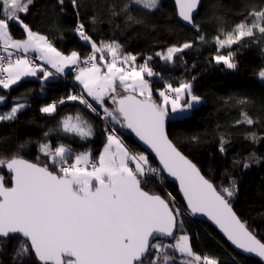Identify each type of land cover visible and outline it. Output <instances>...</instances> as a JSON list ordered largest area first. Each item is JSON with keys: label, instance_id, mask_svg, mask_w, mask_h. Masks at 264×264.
<instances>
[{"label": "snow or ice", "instance_id": "obj_1", "mask_svg": "<svg viewBox=\"0 0 264 264\" xmlns=\"http://www.w3.org/2000/svg\"><path fill=\"white\" fill-rule=\"evenodd\" d=\"M33 3L34 0H0V89L8 90L24 78L38 77V73H43L39 77L43 83L75 67L74 79L82 86L81 93L68 95L59 102L41 107L40 111L51 115L58 104L78 101L99 115L94 104L98 105L103 109V118L130 129L148 145L162 167L152 168L145 155L131 154L116 135L115 127L111 132L105 130L107 142L96 162L91 159V151L73 154L64 144L53 150L47 143L40 144L39 150L49 158L51 167L40 166L18 155L0 157V167H6L11 173L12 185L6 187L0 177V243L19 237L12 254L13 264H23L25 258L32 255L39 264H175L174 257L168 255L169 249L181 254L180 264H218L208 255L196 254L187 234L176 238L175 230L182 227V222L177 223L181 210L142 187V180L162 177L163 172L179 181L192 213L207 215L238 249L264 260V242L246 228L230 205L228 198L235 194V181H230L231 187L217 190L165 133L169 106L176 114L201 102V97L193 93L192 84L181 82L174 87L166 82L163 89L158 90L160 102L157 103L150 83L145 79V74L163 79L148 66L147 61L152 57L137 66L136 56L131 53L121 56V46L115 41L98 45L82 23H78L74 31L80 40L91 45L90 54L83 60L77 51L65 55L46 36L23 22L22 16L29 13ZM58 3L63 12L64 0H58ZM71 3L74 8L79 7L77 0H71ZM175 3L179 17L199 30L193 21L199 0H175ZM132 6L151 11L160 5L159 0H127L121 12L128 20L139 23L131 15ZM249 17L253 18L251 22ZM12 24L22 27L26 38H13ZM257 33L264 39V7L250 11L231 31L220 29L214 37L216 64L235 69L232 46L242 44L245 39H256ZM199 39L204 41L205 37ZM191 47L192 44L186 42L156 55L172 63L176 54ZM221 49H228L227 54H222ZM29 52L36 53L35 59L43 64L29 59ZM105 52L110 60H106ZM97 53H101L99 58ZM81 63L85 66L81 67ZM259 77L264 80V69L260 70ZM117 82L127 95L117 93ZM106 97L115 105L111 110L105 106ZM3 103H6V97L0 96V104ZM237 103L244 105L248 101L241 99ZM26 107L29 105L14 103L8 112L0 113V122L15 120ZM245 123L252 125L254 120L242 111L236 124ZM60 124L64 133L74 134L81 140L94 135L92 126L79 115L75 118L66 116ZM251 138H256L254 133ZM227 143L221 137L219 150L222 154ZM160 237H171L175 243L165 244ZM153 240L157 242L153 243ZM0 251H3L2 247Z\"/></svg>", "mask_w": 264, "mask_h": 264}, {"label": "trees", "instance_id": "obj_2", "mask_svg": "<svg viewBox=\"0 0 264 264\" xmlns=\"http://www.w3.org/2000/svg\"><path fill=\"white\" fill-rule=\"evenodd\" d=\"M77 2L79 7L74 8L71 0H64L61 12L58 0H34L29 13L22 16L23 22L33 31L46 36L63 54L77 51L82 60L90 54L91 45L80 40L74 31L78 23L85 26L87 34L98 45L115 41L121 46V56L128 53L135 55L137 66L152 57L147 61L148 66L163 77L145 74L153 98L160 99L157 90L162 89L166 82L173 86L190 82L193 93L201 97L202 102L183 117L166 118L167 134L217 190L231 187L230 181H235V194L228 198L230 205L247 228L264 242V80L259 77L260 70L264 69V39L257 33L256 39H245L242 44L232 46L237 64L235 69L216 64L213 59L217 54L214 37L220 29L231 31L250 11L264 7V0H202L201 8L193 19L199 30L188 28L178 20L174 0H159L158 9L151 11L132 6L131 15L139 23L128 20L127 15L121 12L127 0ZM114 12L119 14L114 15ZM252 19L249 17V22ZM10 32L15 39L26 38L18 24H12ZM200 36H204L205 40L201 41ZM186 42L192 47L176 54L172 63L156 55ZM220 51L226 55L228 49ZM104 55L109 57L106 52ZM42 76L43 73H38V77L24 78L8 90L0 89V96L6 97V103L0 104V113L8 112L17 102L29 105L18 113L15 120L0 122V157L18 155L38 165L51 167L49 158L39 150L40 144L47 143L53 150L64 144L73 154L89 150L95 160L107 140L106 124L99 116L78 101L58 104L56 112L51 115L40 111L41 107L71 95L74 89L81 91L74 73L70 69L43 83L39 78ZM105 99V106L113 109L111 99ZM241 99L248 103H237ZM242 111L248 113L254 124H236ZM77 115L92 126L94 135L91 138L81 140L74 134L63 132L61 120ZM114 125L130 152H143L131 135L122 131L119 124ZM45 133L48 135L45 136ZM253 133L255 139L251 138ZM221 137L228 141L223 154L219 150ZM147 158L151 165L158 167L151 157ZM244 164L248 167L245 168ZM0 176L9 185L10 176L3 167H0ZM142 181L144 190L162 196L170 206L174 203L181 210L177 223L182 222V227L177 229L176 238L187 234L196 254L202 257L208 255L218 264H264L238 253L210 223L189 218L177 187L163 173L162 177L154 176ZM168 194L175 198V202L168 198ZM161 241L175 243L174 239ZM18 242L19 237H15L0 243L3 249L0 251V264H13L12 254ZM167 252L174 257L175 264H180L183 259L181 254L171 249ZM23 264L39 262L32 255L25 258Z\"/></svg>", "mask_w": 264, "mask_h": 264}, {"label": "water", "instance_id": "obj_3", "mask_svg": "<svg viewBox=\"0 0 264 264\" xmlns=\"http://www.w3.org/2000/svg\"><path fill=\"white\" fill-rule=\"evenodd\" d=\"M174 2H175V0H174ZM201 4H202V0H199V3H198V8H197V10L196 11H194V13H193V19H194V17L198 14V12H199V10H200V8H201ZM175 6H176V9H177V15H178V20L184 25V26H186V27H188V28H191V29H195V27H193L192 25H190V24H188L187 22H185V21H183L180 17H179V14H178V7H177V5H176V3H175ZM168 119V118H167ZM165 120H166V118H165ZM124 132L126 133V134H128V135H131L133 138H134V140H136V142L139 144V146L142 148V150H143V152L146 154V156L147 157H151L154 161H155V163L157 164V166H158V168H161L162 166L160 165V162H159V158L156 156V154H155V152H153L152 151V149L148 146V145H146L143 141H141L140 139H139V137H137L136 135H135V133L134 132H132L130 129H127V128H125V130H124ZM165 133H166V135H167V137H168V139L172 142V140L169 138V136H168V134H167V123H166V121H165ZM173 143V142H172ZM173 145L175 146V144L173 143ZM176 147V146H175ZM177 148V147H176ZM177 150L178 151H180L178 148H177ZM180 153L183 155V156H185L189 161H191L195 166H196V164L191 160V159H189L184 153H182L181 151H180ZM24 159V158H23ZM26 160V159H25ZM29 161V160H28ZM29 162H31V161H29ZM33 163V162H32ZM41 166V165H40ZM197 167V166H196ZM197 169L200 171V169L197 167ZM3 170L4 171H6V173L10 176V181H9V185H6L5 184V186L6 187H11L12 185H11V173H9V171L7 170V168L6 167H3ZM200 173H201V175H203L202 174V172L200 171ZM163 174H164V176H165V178L169 181V182H171V183H173L176 187H177V189H178V192H179V196L181 197V199H182V201H183V204H184V207H185V213H186V215L189 217V218H191V219H193V220H199V221H202V222H208V223H210L230 244H231V246L238 252V253H240V254H242V255H245V256H248V257H253V258H255V259H258V260H260V261H262L263 263H264V260H261L259 257H257L255 254H249V253H245L243 250H241V249H238L235 245H233L232 243H231V241H229L228 239H227V237L224 235V233L220 230V228H219V226L218 225H216L211 219H209L208 218V216L207 215H205V214H203V213H192L191 212V210L188 208V206H187V201L185 200V198H184V196H183V193L181 192V190H180V185H179V181L178 180H176L175 179V177H172V176H170L167 172H163ZM204 176V175H203ZM0 177H2V176H0ZM205 177V176H204ZM151 194V193H150ZM154 195H156V194H154ZM162 197V196H161ZM163 198V197H162ZM166 202H168L167 200H166ZM232 207V206H231ZM232 210H233V208H232ZM234 211V210H233ZM235 213V212H234ZM236 214V213H235ZM237 215V214H236ZM237 217H238V215H237ZM239 218V217H238ZM240 219V218H239ZM241 220V219H240ZM242 222V221H241ZM242 223H244V222H242ZM246 226V225H245ZM246 228H247V226H246ZM248 229V228H247ZM249 230V229H248ZM250 231V230H249ZM251 232V231H250ZM176 234H177V229L175 230V236H176ZM254 234V233H253ZM257 238V237H256ZM258 239V238H257ZM160 240H166V241H172L173 240V238H171V237H160ZM155 240H153V242H154Z\"/></svg>", "mask_w": 264, "mask_h": 264}, {"label": "rangeland", "instance_id": "obj_4", "mask_svg": "<svg viewBox=\"0 0 264 264\" xmlns=\"http://www.w3.org/2000/svg\"><path fill=\"white\" fill-rule=\"evenodd\" d=\"M70 54V53H69ZM101 55V53H99V55H97V58H99V56ZM105 58H106V60H110V57H106L105 56ZM30 59V58H29ZM84 59V58H83ZM81 67H83V65L81 64L80 65ZM105 71H106V69H105ZM76 75V72H74V76ZM28 78V77H27ZM179 85H176V86H174V87H178ZM163 89V88H162ZM162 89H158V90H162ZM157 90V91H158ZM116 91H117V93L119 94V95H127L128 93H125L124 91H123V89L119 86V83L117 82V89H116ZM86 94V93H85ZM154 100H156L157 101V103H159L160 102V99H158V98H153ZM201 102H202V99H201ZM200 102V103H201ZM199 103V104H200ZM198 104V105H199ZM114 105V104H113ZM195 106H197V105H195ZM194 106V107H195ZM114 107H115V105H114ZM169 114H168V116L166 117V118H179V117H183V116H185V115H187V114H189L190 113V111H191V109L190 110H187V111H185V112H182V113H176V114H173L172 112H171V108H170V106H169ZM120 126V125H119ZM120 128L122 129V131H124L125 130V128H122L121 126H120ZM119 137V136H118ZM121 139V138H120ZM122 141V140H121ZM106 142H107V140H106ZM123 142V141H122ZM106 144V143H105ZM104 144V145H105ZM125 145V144H124ZM126 146V145H125ZM103 148H104V146L102 147V149H101V151L103 150ZM129 150V149H128ZM89 151V150H88ZM88 151H84V152H88ZM100 151V152H101ZM100 152H99V154L97 155V157H96V159L94 160L93 158V153L91 152V159L92 160H94V162H96L97 161V158L99 157V155H100ZM129 152H130V150H129ZM82 153V152H81ZM131 153V152H130ZM132 154V153H131ZM139 155L140 154H143V155H145L146 156V154L144 153V152H141V153H138ZM147 157V156H146ZM151 165V164H150ZM131 167L132 166H134V164L133 165H130ZM152 166V165H151ZM142 187H143V181H142ZM157 241L155 240L153 243H156ZM169 244V243H168Z\"/></svg>", "mask_w": 264, "mask_h": 264}, {"label": "built area", "instance_id": "obj_5", "mask_svg": "<svg viewBox=\"0 0 264 264\" xmlns=\"http://www.w3.org/2000/svg\"><path fill=\"white\" fill-rule=\"evenodd\" d=\"M30 59H33V62L34 63H39L40 62V60H36L35 59V56H32V55H27ZM41 63V62H40ZM82 65H83V63H81ZM83 66H85V65H83ZM71 72L72 73H74V72H76V68L75 67H73V68H71ZM81 93V91H79V90H76V89H74V92H72L71 91V95L72 94H80ZM89 99V98H88ZM90 100V99H89ZM95 106V105H94ZM96 107V106H95ZM97 111H98V113H99V115H97L96 113H94L96 116H99L100 117V119L101 120H103L104 121V123L106 124V129H107V131L108 132H111L112 131V129L115 127V129H116V135L117 136H119L118 135V132H117V128H116V126L114 125V122H112L111 121V119L110 118H107V119H105V118H103V116H104V113H103V111H100L98 108H97ZM93 113V112H92ZM133 155H139L138 153H133V152H131ZM93 162H94V160H92ZM152 168H157V169H159L158 167H156V166H154V165H152L151 166ZM149 175H151V174H149ZM152 177H154V176H152ZM156 177V176H155ZM167 198V197H166ZM168 198L170 199V200H172V201H174L175 202V198L170 194H168Z\"/></svg>", "mask_w": 264, "mask_h": 264}, {"label": "crops", "instance_id": "obj_6", "mask_svg": "<svg viewBox=\"0 0 264 264\" xmlns=\"http://www.w3.org/2000/svg\"><path fill=\"white\" fill-rule=\"evenodd\" d=\"M21 55H23V53H21ZM27 55H32V56H36V53H34V52H29ZM41 62V63H40ZM38 64H43V61H40ZM45 67H48L49 68V70L50 71H52V72H55V70L54 69H51L50 68V66H47V65H45ZM71 68H68V69H66L65 70V73L67 72V71H69ZM57 76L58 75H60V74H56ZM78 82V81H77ZM78 84H79V82H78ZM79 86L81 87V91H82V86L79 84ZM86 95V94H85ZM120 138V137H119ZM132 167H134V166H132Z\"/></svg>", "mask_w": 264, "mask_h": 264}]
</instances>
